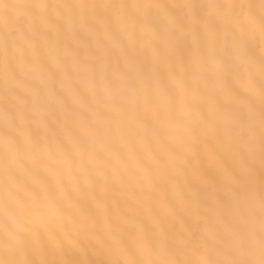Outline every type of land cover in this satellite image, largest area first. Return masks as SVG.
<instances>
[{"label": "snow or ice", "instance_id": "6c2138e0", "mask_svg": "<svg viewBox=\"0 0 264 264\" xmlns=\"http://www.w3.org/2000/svg\"><path fill=\"white\" fill-rule=\"evenodd\" d=\"M0 264H264V0H0Z\"/></svg>", "mask_w": 264, "mask_h": 264}]
</instances>
